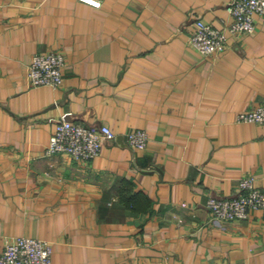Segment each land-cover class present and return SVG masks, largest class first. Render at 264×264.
Masks as SVG:
<instances>
[{
	"label": "crops",
	"instance_id": "0c3cea01",
	"mask_svg": "<svg viewBox=\"0 0 264 264\" xmlns=\"http://www.w3.org/2000/svg\"><path fill=\"white\" fill-rule=\"evenodd\" d=\"M229 0H0V251L12 235L51 242L52 264H264V209L213 221L209 196L264 190V15L223 51L189 42L195 19L222 27ZM59 51V86L27 77ZM115 137L77 160L47 153L58 119ZM148 134L144 149L124 134ZM123 137V140L120 139Z\"/></svg>",
	"mask_w": 264,
	"mask_h": 264
},
{
	"label": "built area",
	"instance_id": "2783aa9c",
	"mask_svg": "<svg viewBox=\"0 0 264 264\" xmlns=\"http://www.w3.org/2000/svg\"><path fill=\"white\" fill-rule=\"evenodd\" d=\"M100 7L103 0H80ZM226 9L230 21L222 27L195 19L194 29L189 35L190 44L202 54L223 51L226 47L227 31L232 35L254 30L255 17L264 15V0H229ZM66 61L59 51L34 53L28 63L27 77L34 86L57 87L63 79ZM238 121L264 123V104L242 109L236 116ZM115 137L107 124H83L62 115L50 135L46 152L67 153L77 160H90L98 155L106 141ZM125 142L132 148L144 149L148 134L143 128H133L124 134ZM206 207L213 221L245 218L251 209H264V190L255 184L252 175L239 179L238 192L232 196H209ZM53 247L49 240L26 235H12L5 239L0 251V264H52Z\"/></svg>",
	"mask_w": 264,
	"mask_h": 264
},
{
	"label": "water",
	"instance_id": "95a60500",
	"mask_svg": "<svg viewBox=\"0 0 264 264\" xmlns=\"http://www.w3.org/2000/svg\"><path fill=\"white\" fill-rule=\"evenodd\" d=\"M120 139H122V140H123V137H120Z\"/></svg>",
	"mask_w": 264,
	"mask_h": 264
}]
</instances>
